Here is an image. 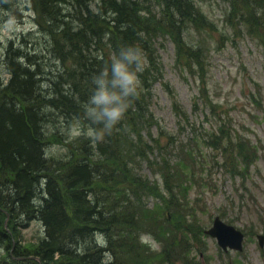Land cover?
<instances>
[{"label":"trees","instance_id":"16d2710c","mask_svg":"<svg viewBox=\"0 0 264 264\" xmlns=\"http://www.w3.org/2000/svg\"><path fill=\"white\" fill-rule=\"evenodd\" d=\"M21 1L0 0V14L3 9L9 12L3 16L20 20ZM203 1L209 4L216 0H100L97 4L94 0H30L38 28L9 41L4 72L0 70V264H173L177 244L166 245L161 231L169 220L164 213L161 215L165 218L155 217L153 211L164 212L172 207V224L186 220L190 212L183 211L185 192L195 184L197 176L200 184H205L212 172L197 170L198 157L203 163L204 156L197 152L196 142L205 141V146L221 151L223 166L233 175L246 174L258 149L240 134L235 136L229 119L224 120L221 111H215V104L208 99L205 58L199 46L207 43L191 45L187 40L189 34H203L209 29ZM217 1L224 6L234 36L239 32L260 38L264 31V0ZM225 28L219 29L220 36ZM160 35L172 39L175 63L183 73L186 70L201 83L203 110L211 108L205 119L219 116L223 121L217 131L181 138L185 126L177 131L178 136L166 132L154 119L150 101L151 87L162 76L157 60ZM126 44L143 50L145 70L139 73L138 95L132 98L122 120L101 136L100 125L87 117L84 108L92 90L91 77L107 65L115 50ZM3 73L9 74L6 81L1 77ZM173 111L184 125L192 124L195 129L196 123H190L177 102ZM73 125L81 132L72 142L71 154L54 160L61 171V183L53 179L44 182L46 164L41 161L39 147L45 140L43 129L49 126L53 130L51 141L67 142ZM233 152L240 160L230 164L236 158ZM138 160L147 164L152 177L142 178L131 171V164ZM111 180L118 190L124 187L142 202L146 196L159 200L152 214L144 217L143 211L129 207L127 200L121 204L114 201L109 206L114 189ZM46 183L55 190L49 189V198L41 196V201L33 203L37 199L34 191ZM88 186L100 192V205L95 207L86 198ZM3 192L7 200L1 202ZM23 207L32 212L30 217L23 218ZM70 207L74 220L66 214ZM97 213L104 241L101 239L103 246L91 249L87 245L88 228L75 227L74 222L97 223ZM7 215L11 233L4 224ZM35 216L44 221L45 236L48 235L27 242L22 228L29 226ZM141 233L152 234L161 248H144L139 240ZM71 246L82 252L68 250ZM189 248L186 245L179 250ZM105 249L109 251L108 258L103 254Z\"/></svg>","mask_w":264,"mask_h":264},{"label":"rangeland","instance_id":"374dc122","mask_svg":"<svg viewBox=\"0 0 264 264\" xmlns=\"http://www.w3.org/2000/svg\"><path fill=\"white\" fill-rule=\"evenodd\" d=\"M99 1L94 0V3L97 4ZM31 5L30 0L21 1L19 6L22 17L20 20L11 18V15L3 16L9 12L1 9L0 64L2 67L0 70L3 72L5 51L9 41L18 38L20 34L28 30L38 28L35 25V12ZM202 5L204 6V20L209 24L213 36L208 29L207 32L203 31V34H189L187 40L191 45L199 44V41L207 43L199 44V46L205 58L207 80L205 85L208 99L215 104V111H221L224 120L229 119L232 133L235 136L240 134L244 137H242L244 141L257 147L258 157L247 169L245 176L239 174L235 178L228 173L225 166L215 163L216 161L224 162L222 152L216 151L213 146L207 147L205 141L198 140L200 143L196 142V146L199 145L196 150L198 153L202 152L201 156H204V159L201 163L202 158L198 157L197 166L199 168L197 167V170L208 172L211 169L212 172L207 184H200V178L197 176L195 184H191L187 193L185 192L183 211L190 212L186 220L182 219L178 221L179 223L172 224V207L165 209L164 212L155 210L153 215L165 218L161 215L164 213L169 220L161 231L166 238L164 240L166 245L170 244L172 247L177 244L175 248L178 251L173 264H194L193 259L196 264H264V248L259 246L257 239L258 233H264V31L259 39H253L246 33L239 32L238 36H234L228 25L229 18H225L223 5L217 0L209 4L203 1ZM224 26H226L227 33L222 32L224 35L220 36ZM186 35L185 33V39ZM157 41V60L162 68V76L151 87L150 108H152L154 119H158L166 132L177 133L178 136L177 131L185 126L181 138H186L188 135L195 138L197 132L200 135L217 131L219 124L223 121L219 116H209L205 119L211 108L208 106L206 111L203 110L201 83H198L196 77L186 70L183 73L181 67L175 63L176 52L172 39L160 35ZM197 72L200 73V71ZM197 72L196 75H198ZM175 102L181 112L185 111L190 123H196L195 129L192 128V124L184 125L183 121L181 122L175 115L173 111ZM198 109L200 111L196 112ZM71 128L72 131L68 134L69 141L61 142L53 139L49 144L50 150L58 158H65L71 154L72 142L81 132L74 125ZM233 156L236 158L230 160V164H235L236 160H240L237 152H233ZM131 171H135L142 178L149 176V170L141 160L131 164ZM98 181L103 184V180ZM110 183L113 184L114 189L108 201L109 206L114 204V201L121 204L122 200H127L129 207H138L143 211L144 217H148L152 214L155 203L159 202L153 196H146L145 202H142L124 187L118 190L114 180ZM199 185L201 187H198ZM94 191L96 194L100 193L97 189ZM196 197L199 198L198 204H194ZM1 198V202L7 200L5 192ZM35 200L37 199L32 202L35 203ZM26 210L22 208L23 213ZM217 215L226 223L234 225L245 233L242 251H224L216 238L206 233ZM9 219L8 215L5 216L4 224L7 226V232L11 233L13 228L8 226ZM28 225H30L29 228L26 229L28 226L22 228L23 238L26 241L36 242L46 237V225L40 216H35ZM139 240L144 248L150 247L152 250H158V243L148 233H141ZM177 240L179 242L175 243ZM186 245L190 246L187 251L179 250L180 247ZM183 257L186 259L183 260Z\"/></svg>","mask_w":264,"mask_h":264},{"label":"clouds","instance_id":"9594fccd","mask_svg":"<svg viewBox=\"0 0 264 264\" xmlns=\"http://www.w3.org/2000/svg\"><path fill=\"white\" fill-rule=\"evenodd\" d=\"M143 50L126 44L115 50L105 67L91 77L92 90L84 108L87 117L100 125L99 135L110 133L138 95L139 73L145 70Z\"/></svg>","mask_w":264,"mask_h":264},{"label":"bare ground","instance_id":"6f19581e","mask_svg":"<svg viewBox=\"0 0 264 264\" xmlns=\"http://www.w3.org/2000/svg\"><path fill=\"white\" fill-rule=\"evenodd\" d=\"M3 72V71H2ZM2 78H4V80L6 81L9 77V74L7 73H3L1 75ZM6 77V78H5ZM3 82L2 79L0 78V87H2ZM42 112H40L41 114ZM53 130H50L49 126H45V128L43 129V134L45 136V140L42 141V144L39 146L40 147V154H41V161L43 163L46 164V166L43 167V176H44V182H48L50 179H53L55 181L56 184L61 183L62 181V175H61V171L59 169V167H57L54 163V160L57 159L58 157L56 156V154H53L52 151L50 150V143H51V139L50 136L52 134ZM59 159V158H58ZM1 179V176H0ZM55 190V187L52 184L46 183L43 185H40V188H36V190L34 191V195H36L37 200L41 201V196H43L44 198H49V196L51 194H49L50 190ZM71 193L75 194L73 190H70ZM53 193V192H52ZM84 193L86 194V198L89 200L90 204H92L93 206L96 207V205H100V198L98 196V194L95 193V191L88 186ZM109 193V192H108ZM110 194V193H109ZM90 195V196H89ZM96 204V205H95ZM66 214L67 217H69V219L74 220V213H73V208H66ZM32 215V212L28 213V211L26 210L24 212V217L23 218H27L30 217ZM98 218H97V223L94 222H87L84 223L83 221H75L74 226L80 228L81 226H85L88 228V232L89 233H85L86 237L88 238L89 242L87 243V245L92 249V248H96L97 246H103V242L104 238L101 235V227L98 224L99 222V213H97ZM49 231V230H48ZM84 234V235H85ZM48 235V233H47ZM46 235V236H47ZM100 235H101V239H100ZM68 250H71L72 252H76L79 251V254L82 252L81 248H74V247H69ZM109 251L107 249H105L103 251V254L105 255V258H108V255H110L108 253ZM104 263H108L110 262L109 260H105L103 261Z\"/></svg>","mask_w":264,"mask_h":264},{"label":"water","instance_id":"95a60500","mask_svg":"<svg viewBox=\"0 0 264 264\" xmlns=\"http://www.w3.org/2000/svg\"><path fill=\"white\" fill-rule=\"evenodd\" d=\"M227 228L234 229L232 226L229 227V226L225 225L223 222H221L219 220V218H217L214 227L209 232L212 233L213 235L218 234V235H220V237H223L222 232H224ZM236 233L238 235L237 238H235V239H229V238H227V240L231 243L230 245L232 247H234V246L240 247V243H241L242 238H243V235L241 234V232H236ZM220 241H221V243L224 246L226 245V243H224L221 238H220Z\"/></svg>","mask_w":264,"mask_h":264}]
</instances>
